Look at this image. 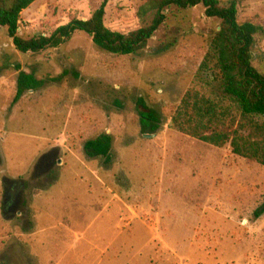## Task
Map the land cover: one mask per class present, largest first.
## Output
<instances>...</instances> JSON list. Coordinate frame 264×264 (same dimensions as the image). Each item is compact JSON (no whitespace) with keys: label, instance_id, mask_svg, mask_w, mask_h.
<instances>
[{"label":"rangeland","instance_id":"rangeland-1","mask_svg":"<svg viewBox=\"0 0 264 264\" xmlns=\"http://www.w3.org/2000/svg\"><path fill=\"white\" fill-rule=\"evenodd\" d=\"M144 1L107 0L104 26L126 35L148 25L137 17ZM101 2L37 0L18 36H50ZM166 17L130 56L80 32L21 54L0 27V264H264V166L170 124L188 90L219 95L200 68L218 21L201 6ZM237 22L264 30V0L241 3ZM252 60L264 74V34ZM18 69L44 85L10 109ZM141 102L160 118L150 138ZM101 134L113 139L109 166L83 152Z\"/></svg>","mask_w":264,"mask_h":264},{"label":"trees","instance_id":"trees-1","mask_svg":"<svg viewBox=\"0 0 264 264\" xmlns=\"http://www.w3.org/2000/svg\"><path fill=\"white\" fill-rule=\"evenodd\" d=\"M37 0H0V27L6 30L14 49L21 54H38L66 44L77 33L91 38L101 51L130 56L142 53L149 41L166 23V11H185L197 6L204 16L218 21L209 50L200 66L211 73L219 95L207 96L188 90L171 118V127L178 133L214 148L229 145L231 153L264 166V74L252 63L256 38L264 34L261 27L237 22L238 7L248 0H145L138 8L141 23L149 24L129 34L113 32L104 26L107 0L86 20L71 18L50 36L23 39L18 36L20 14ZM2 69L0 68V73ZM44 85L31 73L18 69L15 95L10 109L30 91ZM139 125L143 135H154L160 128V118L140 104ZM113 139L101 134L83 145L86 157L103 160L109 166L113 160ZM263 211L256 213L259 216Z\"/></svg>","mask_w":264,"mask_h":264},{"label":"water","instance_id":"water-1","mask_svg":"<svg viewBox=\"0 0 264 264\" xmlns=\"http://www.w3.org/2000/svg\"><path fill=\"white\" fill-rule=\"evenodd\" d=\"M143 137H144V138H150L151 136H149V135H144Z\"/></svg>","mask_w":264,"mask_h":264}]
</instances>
